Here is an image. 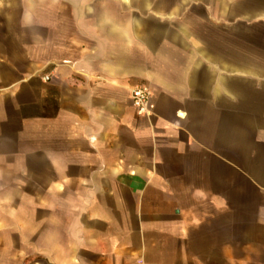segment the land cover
I'll return each instance as SVG.
<instances>
[{"label":"crops","instance_id":"1","mask_svg":"<svg viewBox=\"0 0 264 264\" xmlns=\"http://www.w3.org/2000/svg\"><path fill=\"white\" fill-rule=\"evenodd\" d=\"M0 264H264V0H0Z\"/></svg>","mask_w":264,"mask_h":264},{"label":"built area","instance_id":"2","mask_svg":"<svg viewBox=\"0 0 264 264\" xmlns=\"http://www.w3.org/2000/svg\"><path fill=\"white\" fill-rule=\"evenodd\" d=\"M50 77L46 76L44 82H50ZM134 106L141 116H150L155 110L152 102V93L145 86L136 87L131 92Z\"/></svg>","mask_w":264,"mask_h":264}]
</instances>
